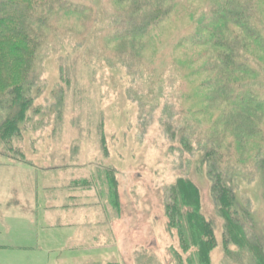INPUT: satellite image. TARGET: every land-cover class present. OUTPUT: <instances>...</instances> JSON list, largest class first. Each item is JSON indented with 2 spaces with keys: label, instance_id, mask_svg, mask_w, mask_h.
<instances>
[{
  "label": "rangeland",
  "instance_id": "obj_1",
  "mask_svg": "<svg viewBox=\"0 0 264 264\" xmlns=\"http://www.w3.org/2000/svg\"><path fill=\"white\" fill-rule=\"evenodd\" d=\"M67 20L60 23L63 29L72 22ZM169 31L168 24L157 34L158 40L165 41ZM66 35L49 40L44 47L32 72L30 109L18 123L19 131L0 140L1 160L7 163L3 165L22 167L20 177L0 178V190L12 197L25 194L14 199L37 192L42 204L41 194H61L63 198L53 197L48 207L68 213L63 224L76 226L86 218L88 225L115 224V261L103 262L111 251L102 245L112 241L104 232L107 228H96L100 238L95 244L88 240L92 248H86L96 262L83 264H186L189 256L183 255L176 231L168 229L165 206L170 189L179 180L190 181L199 189L202 214L215 230L218 247L211 263L257 264L248 248L239 252L230 245L226 251L224 246V220L207 174L212 165L203 162L209 143L205 135L197 136L200 128L210 138L221 139L227 125L213 126V119L224 104L217 101L207 115L189 111L197 101L191 94L196 81H189V91L175 69L162 67L176 42L158 52L146 50V40L112 41L101 54V40L92 43L91 38L80 46ZM134 51L141 57L133 64H118L119 55ZM147 62L153 63L152 75L143 70ZM7 115L0 108V125ZM257 115L262 132L250 138L248 147L233 138L228 127L235 151L239 148L236 155L242 149L246 152L241 161H227L224 170L213 168L230 173L227 182L233 178L237 199L247 202L256 222L253 238L264 243V177L255 167L264 161V112ZM230 140L218 144L227 147ZM35 253H39L36 247L29 250L24 264H44L45 256ZM5 259L12 257L1 256L0 261Z\"/></svg>",
  "mask_w": 264,
  "mask_h": 264
},
{
  "label": "trees",
  "instance_id": "obj_2",
  "mask_svg": "<svg viewBox=\"0 0 264 264\" xmlns=\"http://www.w3.org/2000/svg\"><path fill=\"white\" fill-rule=\"evenodd\" d=\"M69 18L72 22L63 29L61 21ZM168 24L167 39L158 40L157 34ZM63 33L80 46L91 38L92 43L101 40V54L112 41L146 40V50L158 52L176 42L162 67L175 69L189 91V81H196L191 94L197 101L189 111L207 115L217 101L224 104L213 119V126L227 125L221 139L197 130V136L205 135L209 143L203 162L212 165L207 174L213 201L224 220V246L226 251L230 245L239 252L248 248L256 263L264 264V243L253 238L256 222L247 202L237 199L233 178L227 182L231 175L222 171L227 161L239 163L246 153L242 149L236 155L239 148L236 152L229 126L233 138L246 147L252 144V136L262 132L257 114L264 112V0H0V108L8 114L0 125V140L19 131L18 123L33 101L29 88L34 66L48 41ZM118 57V64L126 65L141 55L134 51ZM152 69L150 62L143 68L150 75ZM224 139H231L227 147L218 144ZM256 165L264 177V161ZM201 209L200 192L192 182L179 180L170 189L165 206L168 229L176 231L183 255L188 254L186 264H212L211 254L218 247L213 225Z\"/></svg>",
  "mask_w": 264,
  "mask_h": 264
},
{
  "label": "crops",
  "instance_id": "obj_3",
  "mask_svg": "<svg viewBox=\"0 0 264 264\" xmlns=\"http://www.w3.org/2000/svg\"><path fill=\"white\" fill-rule=\"evenodd\" d=\"M1 158L0 155V178L8 174L20 177L22 167L3 165L7 163H3ZM45 181L47 182L46 179ZM18 194H22V197L25 195L22 192ZM37 195V192H33L32 195L28 194L29 198L21 199L19 197L14 199L15 196L5 195L4 191L0 190V258L1 256L12 257L11 261L5 259L0 261V264L10 262V264H24L29 250L33 247L39 250V253H35V256L38 254L45 256L44 264L96 262V260L89 258L90 254L87 253L88 250L86 249L92 248V246H88V240L95 244L100 238V236L97 237L98 234L94 233L96 228H107L104 232L107 233L109 241H112L102 245L103 250L111 251L108 256L109 259L103 262L115 261L113 259L115 254L112 252V249L115 250L117 246L115 224L88 225L84 223L89 221V218L83 219V223L76 226L63 224L62 221H68V213L64 210L58 211L48 207L50 199H53V197L62 199L63 196L45 192L39 198L45 200V204H42L38 202ZM31 197L32 199H30ZM15 200H17L16 204ZM59 204L57 202L56 205ZM18 259H20L19 262Z\"/></svg>",
  "mask_w": 264,
  "mask_h": 264
}]
</instances>
